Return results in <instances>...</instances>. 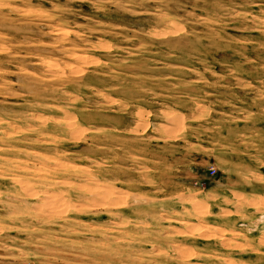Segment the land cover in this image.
<instances>
[{"label": "rangeland", "instance_id": "obj_1", "mask_svg": "<svg viewBox=\"0 0 264 264\" xmlns=\"http://www.w3.org/2000/svg\"><path fill=\"white\" fill-rule=\"evenodd\" d=\"M0 264H264V0H0Z\"/></svg>", "mask_w": 264, "mask_h": 264}, {"label": "bare ground", "instance_id": "obj_2", "mask_svg": "<svg viewBox=\"0 0 264 264\" xmlns=\"http://www.w3.org/2000/svg\"><path fill=\"white\" fill-rule=\"evenodd\" d=\"M262 218V217H261Z\"/></svg>", "mask_w": 264, "mask_h": 264}]
</instances>
